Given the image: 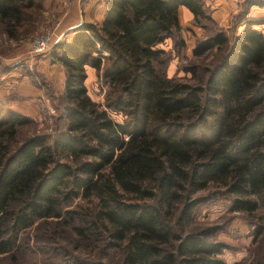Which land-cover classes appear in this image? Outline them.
<instances>
[{"label":"trees","instance_id":"trees-1","mask_svg":"<svg viewBox=\"0 0 264 264\" xmlns=\"http://www.w3.org/2000/svg\"><path fill=\"white\" fill-rule=\"evenodd\" d=\"M40 2L0 0L8 36ZM181 5L196 23L209 20L203 0H107L101 24L82 22L54 45L66 73V124L51 143L44 135L18 142V127L30 120L0 105V254L15 246L19 229L53 217L62 237L68 229L81 241L106 234L120 264H226L210 230L189 225L210 186L232 212L264 206L262 21L245 20L231 43L223 30L197 42L194 56L227 49L205 83L193 85L151 64L164 53L157 45L180 35ZM86 65L107 83L103 106L87 93ZM76 197L91 204L69 210Z\"/></svg>","mask_w":264,"mask_h":264},{"label":"rangeland","instance_id":"rangeland-1","mask_svg":"<svg viewBox=\"0 0 264 264\" xmlns=\"http://www.w3.org/2000/svg\"><path fill=\"white\" fill-rule=\"evenodd\" d=\"M258 1L264 3V0ZM246 2L242 0L235 12L219 19L214 14L213 0H203L209 20L204 19L199 24L189 10L187 18L179 12L180 35L167 37L157 45L156 48L164 53L151 60L153 68L177 81L203 85L209 70L220 63L227 47H215L201 56H194L193 48L197 42L218 30H223L231 43L233 36L243 28L249 7ZM59 6H62L61 0H41L40 9H28L25 21L13 38L7 35L4 24L0 22V83L10 84L6 101L0 102V105L13 110L7 105L15 101L32 111L20 113L27 116L30 122L18 127V142L34 135H44L51 143L66 124L61 119L62 65L52 57L54 45L62 41V10H58ZM254 16L257 18L254 20L262 21L257 28L264 33V5ZM48 30L53 31L50 47L42 54L33 53V40ZM190 67L195 68L193 72ZM26 86L32 92L24 93ZM86 88L91 99L103 106L108 86L100 73L94 78H87ZM111 117L119 122L123 119L121 113L112 112ZM200 194L208 195L209 199L195 207L189 228L209 229L211 239L224 246L218 257L226 264H260V258L264 256V206L254 214L232 212L230 201L216 188L210 186L208 191H201ZM78 203L91 204L82 197H76L67 208L76 209ZM57 220L53 217L46 221L36 219L26 228L19 229L15 246L0 254V264H76L77 259L89 264H120L119 249L105 246L109 242L106 234L81 241L68 229L62 237V220H59L60 223ZM5 227L8 232L9 224ZM260 229L261 233L257 234ZM3 232L6 229L3 228Z\"/></svg>","mask_w":264,"mask_h":264},{"label":"crops","instance_id":"crops-1","mask_svg":"<svg viewBox=\"0 0 264 264\" xmlns=\"http://www.w3.org/2000/svg\"><path fill=\"white\" fill-rule=\"evenodd\" d=\"M241 1L242 0H213V3L215 4V16L219 19L226 18V16L228 15L230 16L231 13L235 12L237 4L241 3ZM61 2L62 6H59L58 10H62V24L60 30L62 31V40H64L65 38H69L71 36L72 28L78 26L82 22L101 24L105 15L107 0H61ZM259 7L257 5H250L248 7L245 20L257 19L255 18L254 14L258 13ZM187 11L188 9L185 6L181 5L178 7V13H182L185 18L189 17ZM58 66L60 65L58 64ZM85 72V85L87 78H94L98 74L96 69L91 67L90 65L85 66ZM65 78L66 73L64 67L62 66V92L64 91ZM0 84V102H3L6 101V98L8 96V89L10 84ZM23 91L24 93L32 92V90L28 89L27 86L24 87ZM38 92L39 91L35 93ZM18 104L15 101H10L9 105L7 106L13 109L14 111L22 114L32 112L30 108H26L25 105L20 106Z\"/></svg>","mask_w":264,"mask_h":264},{"label":"built area","instance_id":"built-area-1","mask_svg":"<svg viewBox=\"0 0 264 264\" xmlns=\"http://www.w3.org/2000/svg\"><path fill=\"white\" fill-rule=\"evenodd\" d=\"M51 34H53V31L48 30L35 37V39L33 40V51H34L33 53L42 54L46 52V49L48 50V48L50 47L49 41Z\"/></svg>","mask_w":264,"mask_h":264}]
</instances>
